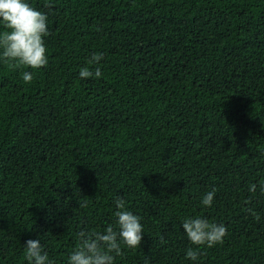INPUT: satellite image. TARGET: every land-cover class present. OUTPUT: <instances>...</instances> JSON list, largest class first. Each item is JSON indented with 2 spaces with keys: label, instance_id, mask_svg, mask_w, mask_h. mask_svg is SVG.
I'll return each instance as SVG.
<instances>
[{
  "label": "trees",
  "instance_id": "trees-1",
  "mask_svg": "<svg viewBox=\"0 0 264 264\" xmlns=\"http://www.w3.org/2000/svg\"><path fill=\"white\" fill-rule=\"evenodd\" d=\"M29 2L47 62H0V264H28V238L64 264L116 197L143 228L114 264H264V0ZM93 52L100 76L79 78ZM190 215L222 240L191 244Z\"/></svg>",
  "mask_w": 264,
  "mask_h": 264
},
{
  "label": "clouds",
  "instance_id": "clouds-1",
  "mask_svg": "<svg viewBox=\"0 0 264 264\" xmlns=\"http://www.w3.org/2000/svg\"><path fill=\"white\" fill-rule=\"evenodd\" d=\"M49 0H45L48 6ZM0 62L17 66L39 68L46 64L47 54L44 36L49 32L47 13L33 7L29 0H0ZM102 53L93 52L87 63L77 70L79 78L100 76V68L91 67L101 60ZM24 82L32 79V72L20 73ZM259 191L264 193V178L258 181ZM256 183L248 185V191H255ZM215 188L206 191L200 203L209 206L212 203ZM114 223H108L102 230L81 229L76 233V244L68 252L64 264H114L115 256L122 254V246L136 247L142 234L140 217L124 206L120 197L114 199ZM180 227L186 239L194 245H208L220 242L225 234L223 223L210 221L200 215L183 218ZM24 257L28 264H54L43 250L39 238H28L23 243ZM198 252L187 247L184 257L197 261Z\"/></svg>",
  "mask_w": 264,
  "mask_h": 264
}]
</instances>
